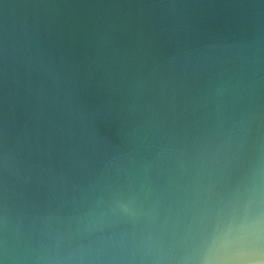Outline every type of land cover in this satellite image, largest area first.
I'll return each instance as SVG.
<instances>
[{"label": "water", "instance_id": "obj_1", "mask_svg": "<svg viewBox=\"0 0 264 264\" xmlns=\"http://www.w3.org/2000/svg\"><path fill=\"white\" fill-rule=\"evenodd\" d=\"M0 264H264V0H0Z\"/></svg>", "mask_w": 264, "mask_h": 264}]
</instances>
